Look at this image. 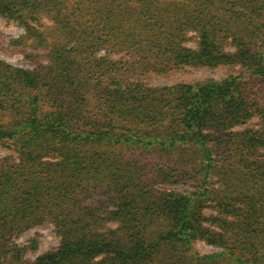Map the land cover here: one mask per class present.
<instances>
[{
    "label": "trees",
    "instance_id": "16d2710c",
    "mask_svg": "<svg viewBox=\"0 0 264 264\" xmlns=\"http://www.w3.org/2000/svg\"><path fill=\"white\" fill-rule=\"evenodd\" d=\"M0 12L25 29L12 44L43 51L30 68L0 57V141L18 153L0 157V264H264V0H0ZM221 64L250 76L139 77ZM253 117L258 128L234 129ZM47 222L59 247L26 259L37 242L15 238ZM195 239L222 249L195 254Z\"/></svg>",
    "mask_w": 264,
    "mask_h": 264
},
{
    "label": "rangeland",
    "instance_id": "374dc122",
    "mask_svg": "<svg viewBox=\"0 0 264 264\" xmlns=\"http://www.w3.org/2000/svg\"><path fill=\"white\" fill-rule=\"evenodd\" d=\"M46 24H52L51 21L45 18ZM25 32L24 27L17 21L11 19L8 15L0 12V57L19 66L23 67H34L35 63L29 56V52H39L42 50H35L29 44L26 45H15L11 43V40L15 37L20 36ZM185 45L198 48L199 35L196 31L188 32V39L185 41ZM228 49H233L229 47ZM104 54V50L100 51ZM124 53L115 54L113 57H120ZM42 57H37L38 61H42ZM230 76L241 77L242 79L249 78V71L241 67L240 65H225L221 64L218 66L208 65H187L182 67H172L163 72L148 71L145 74L139 75L141 79L150 85H165L174 84L177 82H198L207 80H223ZM260 120L258 117L249 119L246 124L235 127V130L246 129V128H258ZM10 155L13 158H18V153L15 150L14 145L11 141H0V157ZM214 157V155H213ZM191 183V182H189ZM181 191L192 190L193 186L190 184L176 186ZM205 214L208 216L216 215L214 209H205ZM209 223V222H208ZM208 223H206L208 225ZM16 242L22 245H30L31 242H37V248H30L25 254L26 259L34 260L37 256L51 251L56 250L61 241V236L56 232V229L51 222H47L43 225L30 228L27 231L22 232L15 238ZM220 246L208 243L203 239H195L191 243V251L195 254H210L216 251H220Z\"/></svg>",
    "mask_w": 264,
    "mask_h": 264
}]
</instances>
